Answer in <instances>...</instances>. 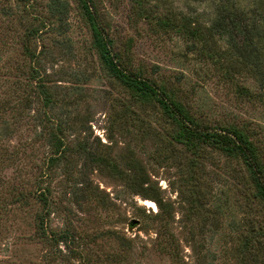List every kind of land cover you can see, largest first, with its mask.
Here are the masks:
<instances>
[{"label": "rangeland", "instance_id": "rangeland-1", "mask_svg": "<svg viewBox=\"0 0 264 264\" xmlns=\"http://www.w3.org/2000/svg\"><path fill=\"white\" fill-rule=\"evenodd\" d=\"M92 1L117 50L134 69L141 68L157 83L167 82L209 124L254 132L264 160V104L255 94L251 99L238 95L213 62L189 50L181 35L158 27L160 17L182 15L207 25L213 15L210 0H144L146 19L137 15V0ZM239 2L264 9V0ZM35 29L39 31L34 35L30 31ZM24 43L36 51L34 65L57 98L53 112L72 122L65 140L109 156L121 167L128 158L136 159L149 175L148 186L166 207H173L169 227L179 252L172 256L171 249H164L163 237L157 236L158 208L152 199L132 193L102 164L80 159L74 167L75 177L82 181L76 185L79 189L62 175L61 165L49 168L50 176L42 179V186L50 182L51 189L47 228L63 240L50 246L34 235L37 203L32 208L14 206L7 213L0 208V264H48L46 252L51 253L50 261L54 258L49 264H222L244 221L253 219L256 225L264 221L263 212L243 203L239 164L209 147L199 175L204 221L214 216L218 224L200 229L201 219L186 213L177 191L183 188L185 194L180 145L167 150L162 137L167 126L158 105L133 100L103 70L91 47L80 0H0V196L6 184L32 188L38 173L35 166H41L49 152L39 140L47 110L42 97L27 91L34 83L23 74L31 62L23 54ZM245 83L253 86L251 81ZM124 106H131L126 121L116 120ZM145 201L153 202L156 209Z\"/></svg>", "mask_w": 264, "mask_h": 264}, {"label": "trees", "instance_id": "trees-1", "mask_svg": "<svg viewBox=\"0 0 264 264\" xmlns=\"http://www.w3.org/2000/svg\"><path fill=\"white\" fill-rule=\"evenodd\" d=\"M143 1L137 0L136 11L139 17L146 19L147 8ZM210 1L213 15L207 25H202L197 20L191 21L182 15L179 19L175 16L160 17L157 21L158 27L181 35L188 43L189 50L213 62L218 71L221 69L224 72L222 78L234 86L238 95L251 99L255 94V98L257 97V100L264 104V9L252 3L246 6L239 0ZM80 6L91 33V47L96 52L103 70L116 78L131 94L133 100L158 105L156 107L159 108L162 120L167 126L162 134L164 144L167 143V150H170L173 144L180 145L182 154L179 157L183 161L182 167L186 173L183 181L185 194L183 188H178L177 191L186 213L201 219L200 229L205 228L206 224L212 227L218 224L217 217L214 216L204 221L205 196L200 186L199 175L203 169L201 158H204L207 147L223 154L229 162L239 164V172L243 171L239 174L242 178L240 194L245 200L243 203L246 204L247 209L255 207L264 213V160L255 133L248 128L233 125L209 124L202 115H195L167 82L159 80L157 83L149 79L144 76L141 68L134 69L132 64L123 58V54L117 50L115 41L109 34L108 27L97 14L92 0H80ZM38 31L35 29L30 32L35 35ZM22 51L31 60L29 68L23 74L26 75L27 80L34 83V87L28 86L27 91L36 92L42 97L43 108L47 110L39 140L49 152L45 155L43 164L35 166L38 168V173L34 176L32 188H27L23 183L6 184L5 191L0 196L2 201L0 208L3 213H7V210L14 206H18L19 209L32 208L33 204L37 203L38 208L33 215L34 235L50 243V246L56 245L63 239H59L60 234L47 228L51 210V189L50 182L49 185L42 186V179L49 175L47 174L49 168L61 165L62 175L72 182L73 187H76L82 181L75 177L74 167L80 159L85 162L91 161L109 169L111 175L122 181L132 193L155 202L158 208L155 216L160 223L157 236L163 237L164 249H171V254L174 256L175 251L179 252V242L169 227L173 219L171 204L169 208L166 207V203L156 195L155 190L148 186L149 175L136 159L128 158L121 167L118 161L109 156L95 154L82 143L71 145L65 140L64 133L70 130L72 122L62 114L59 116L53 112L57 98L45 80L40 77L37 65L36 67L34 65L38 57L36 51L25 43ZM247 80L251 81L253 86L247 85L245 83ZM62 107L64 106H60ZM124 107L125 112H121L120 115L117 113L116 120L126 121V109L131 106ZM164 159H168V156H164ZM88 193L94 195V192ZM215 210L217 211V208ZM246 221L236 230V236L231 238L232 246L227 248L226 261L222 264H264V221H260L257 225L253 219L247 224ZM46 256H49L46 262L49 264L54 258L50 261L52 256L49 252H46Z\"/></svg>", "mask_w": 264, "mask_h": 264}, {"label": "bare ground", "instance_id": "bare-ground-1", "mask_svg": "<svg viewBox=\"0 0 264 264\" xmlns=\"http://www.w3.org/2000/svg\"><path fill=\"white\" fill-rule=\"evenodd\" d=\"M144 204L148 207H152V208L156 209L155 204L151 201H145Z\"/></svg>", "mask_w": 264, "mask_h": 264}]
</instances>
